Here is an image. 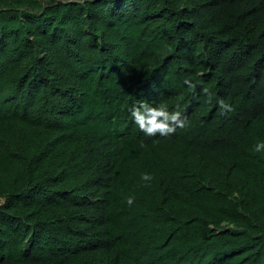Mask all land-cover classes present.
I'll return each instance as SVG.
<instances>
[{
    "label": "trees",
    "instance_id": "1",
    "mask_svg": "<svg viewBox=\"0 0 264 264\" xmlns=\"http://www.w3.org/2000/svg\"><path fill=\"white\" fill-rule=\"evenodd\" d=\"M257 139L264 0H0V264H264Z\"/></svg>",
    "mask_w": 264,
    "mask_h": 264
},
{
    "label": "clouds",
    "instance_id": "2",
    "mask_svg": "<svg viewBox=\"0 0 264 264\" xmlns=\"http://www.w3.org/2000/svg\"><path fill=\"white\" fill-rule=\"evenodd\" d=\"M184 83L189 85V87H195L192 81L188 79H185ZM201 91L205 94L206 103H211L213 98H215L219 110L222 112L233 110L231 103L218 96L208 86H204ZM180 108L179 104L170 107L163 102L153 104L141 100L130 106L129 116L133 124L138 126L144 136L151 138L157 137V134H159V137H167L175 133L177 128L186 126V116ZM253 149L256 153H264V139H257L253 145ZM153 176L154 174L149 171H144L140 174V178L144 182H150ZM125 199L128 205H132L136 197L135 195H128Z\"/></svg>",
    "mask_w": 264,
    "mask_h": 264
}]
</instances>
